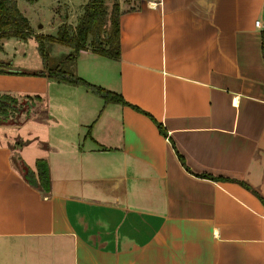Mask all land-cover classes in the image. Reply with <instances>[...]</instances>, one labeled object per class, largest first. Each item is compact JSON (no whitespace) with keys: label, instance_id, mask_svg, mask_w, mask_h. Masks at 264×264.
Segmentation results:
<instances>
[{"label":"crops","instance_id":"1","mask_svg":"<svg viewBox=\"0 0 264 264\" xmlns=\"http://www.w3.org/2000/svg\"><path fill=\"white\" fill-rule=\"evenodd\" d=\"M118 27L117 58L64 70L124 103L0 72L27 99L0 120V264H264V0L120 3Z\"/></svg>","mask_w":264,"mask_h":264},{"label":"trees","instance_id":"2","mask_svg":"<svg viewBox=\"0 0 264 264\" xmlns=\"http://www.w3.org/2000/svg\"><path fill=\"white\" fill-rule=\"evenodd\" d=\"M118 14L119 7L115 3L108 11L102 0H86L74 25L62 22L57 26L55 35H42L33 32L27 17L19 10L16 0H0V39L32 36L37 43L43 68L42 70L32 71V74H43L46 70L47 77L50 79L82 85L92 93L102 97L105 102L124 103L125 101L120 95L89 83L77 75L60 68L58 65L50 66L48 53L44 46L45 39L55 40L68 45L71 48V52L64 56L68 60H74L79 50L85 48H89L106 57L117 58L119 56ZM261 49L264 59V29H262ZM0 72H8V70L3 68L1 62ZM26 100V98L19 99L10 94L0 93V115H3L2 118L0 117L1 122L9 118L10 113L17 111V106L25 104ZM156 125L159 131L164 133L161 124L156 122ZM18 165L25 181L32 185H41L43 188H48L49 174L44 159L35 161V171L22 161H19ZM259 197L264 204V198Z\"/></svg>","mask_w":264,"mask_h":264},{"label":"rangeland","instance_id":"3","mask_svg":"<svg viewBox=\"0 0 264 264\" xmlns=\"http://www.w3.org/2000/svg\"><path fill=\"white\" fill-rule=\"evenodd\" d=\"M86 0H16L19 10L27 17L35 33L55 35L57 26L62 23L75 24ZM108 11L115 3L125 6L138 0H102ZM50 66L58 65L69 69L72 62L64 56L71 50L68 45L51 39L44 40ZM0 62L9 70H28L42 64L37 43L32 36L26 38L7 37L0 39ZM16 116V115H15ZM15 116L12 119H15ZM32 152L31 149L27 150Z\"/></svg>","mask_w":264,"mask_h":264},{"label":"built area","instance_id":"4","mask_svg":"<svg viewBox=\"0 0 264 264\" xmlns=\"http://www.w3.org/2000/svg\"><path fill=\"white\" fill-rule=\"evenodd\" d=\"M260 21L258 19H255L254 24L257 26L259 25Z\"/></svg>","mask_w":264,"mask_h":264},{"label":"water","instance_id":"5","mask_svg":"<svg viewBox=\"0 0 264 264\" xmlns=\"http://www.w3.org/2000/svg\"><path fill=\"white\" fill-rule=\"evenodd\" d=\"M0 117L2 118V117H3V115H0Z\"/></svg>","mask_w":264,"mask_h":264}]
</instances>
